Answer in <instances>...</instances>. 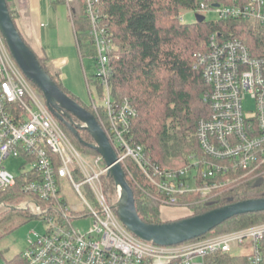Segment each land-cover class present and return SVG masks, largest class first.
<instances>
[{
  "label": "built area",
  "instance_id": "built-area-1",
  "mask_svg": "<svg viewBox=\"0 0 264 264\" xmlns=\"http://www.w3.org/2000/svg\"><path fill=\"white\" fill-rule=\"evenodd\" d=\"M77 1L83 2L89 25L95 80L105 92L102 108L91 99L94 117L125 175L130 160L156 191L161 210L187 208L190 203L185 198L190 195L197 198L195 204L208 205L229 188L231 176L243 178L264 168V57H254L244 41L211 36L208 48L196 53L193 63L201 74L202 99L208 107V116L196 127L201 153L190 155L184 167H161L133 140L135 108L127 98L117 99L111 93L109 52L113 43L101 0H63L70 17ZM232 1L233 5L218 7L201 3L191 12L204 16L211 10L220 20L253 21L264 28V0ZM247 99L254 105L249 113L243 106ZM94 153L84 156L74 146L42 94L17 66L0 33V193L21 179V193L29 197L16 205L0 203V209L26 212L47 227L42 235L34 233V239L28 240L22 253L27 264H205L217 254L264 264V222L175 246L140 240L119 220L114 209L117 193L115 187L110 191L108 168ZM9 158L21 159L29 170L20 176L11 174L4 167ZM65 187L78 196L82 210L69 206ZM87 218L91 220L87 231L73 226L74 221Z\"/></svg>",
  "mask_w": 264,
  "mask_h": 264
},
{
  "label": "trees",
  "instance_id": "trees-1",
  "mask_svg": "<svg viewBox=\"0 0 264 264\" xmlns=\"http://www.w3.org/2000/svg\"><path fill=\"white\" fill-rule=\"evenodd\" d=\"M6 1L16 25L11 1ZM60 1L63 3V0ZM51 3L57 2L51 0ZM201 3L233 5L232 0H101V12L113 43L109 52L111 93L117 99L127 98L135 108L137 115L131 123L133 140L143 146L149 157L161 167H184L190 155L201 153L196 127L200 119L208 116V107L202 99L205 87L201 74L193 68V63L195 54L208 48L211 36L220 41H244L254 57H264V28L253 21L218 19L213 22L183 23L182 12L194 10ZM83 14V2H75L71 19L78 50L81 57H92L94 49L89 25ZM37 59L56 85L78 102L63 88L59 72L53 70L46 59ZM95 84L101 90L96 80ZM31 85L40 92L34 84ZM85 108L95 116L92 107ZM61 127L70 140L83 147L63 125ZM79 135L83 141L92 142L87 132ZM127 171L126 181L134 193L136 210L141 220L147 224L163 223L161 205L154 188L130 160H127ZM231 177L229 188L213 202L203 206L189 205L187 209L191 214L188 217L232 203L264 198V176L258 182L244 180L240 174ZM21 183L22 180L17 179L16 186L9 193H0V201L11 205L20 203L27 197L21 193ZM109 186L113 192L111 178ZM194 198L190 195L185 201ZM12 213L10 209L0 213V226L10 219ZM263 222L264 212L240 215L203 237ZM4 264L27 263L19 254L4 261ZM205 264L248 262L246 257L217 254L208 257Z\"/></svg>",
  "mask_w": 264,
  "mask_h": 264
},
{
  "label": "water",
  "instance_id": "water-1",
  "mask_svg": "<svg viewBox=\"0 0 264 264\" xmlns=\"http://www.w3.org/2000/svg\"><path fill=\"white\" fill-rule=\"evenodd\" d=\"M218 7V4L214 5ZM196 22L205 17L195 15ZM0 33L17 66L42 94L49 112L85 148L99 154L113 181L117 202L116 214L124 227L140 240L158 246H175L207 235L226 221L240 215L264 212V198L249 199L215 208L203 214L161 224L141 220L135 206L134 193L105 132L84 106L63 92L40 65L36 55L23 40L14 23L7 1L0 0ZM79 131L87 132L92 143L83 141Z\"/></svg>",
  "mask_w": 264,
  "mask_h": 264
},
{
  "label": "rangeland",
  "instance_id": "rangeland-1",
  "mask_svg": "<svg viewBox=\"0 0 264 264\" xmlns=\"http://www.w3.org/2000/svg\"><path fill=\"white\" fill-rule=\"evenodd\" d=\"M50 1L51 0H44L45 7L48 6L51 10V13L57 18L60 34L64 35L63 38L61 37L62 40L59 43L60 45L62 44L65 46V48L64 50H59L57 54H63L64 56H68L70 58L69 66L60 72L63 88L70 95L75 97L78 102L82 104V106L87 108L92 107L91 99L93 98V102L97 108H102L103 99L101 96L104 95L105 92L104 90H99L95 84V61L88 55H83L81 58L79 57L74 33L71 23L68 19V9L66 5L60 3L53 6L51 5ZM182 17L183 23H193L196 21L194 14L189 10L183 11ZM204 17L208 22L218 20V16L211 10L207 11L204 14ZM67 25L69 26L68 31ZM243 106L246 113L252 112L254 110L253 103L248 99L244 102ZM79 133L84 134L86 132L79 131ZM71 141L78 151L84 156H87V154L91 157L95 155L92 150H89L85 147H80L76 145L73 140ZM4 167L15 176H20L22 171L26 172L29 170V166H23V161L21 159L15 158H9L6 160L4 162ZM263 176L264 168H262L261 171L256 174H251L243 178L244 180L258 182L263 178ZM64 191L67 195L69 206H76L78 210H82L83 207L81 206L80 199L73 193V190H71L69 187H65ZM83 192H85L84 188ZM28 198L29 197H25L23 200H27ZM87 198L92 202L90 197L87 196ZM187 202L190 203V205H194L197 202V198L190 199ZM0 203L11 205L5 203L4 201H0ZM5 210L6 208H1L0 213L4 212ZM13 212L14 213L11 214L10 219L0 226V264H4V261H8L17 255L24 253L28 247V240L34 239V233L37 235H42L47 228L45 223H43L38 218H30L29 214L26 212L20 211L19 213L17 210H13ZM161 214V221L166 223L186 218L191 213H188V209L186 207H163ZM90 224L91 220L89 218L73 222V226L79 228L82 231H87L90 227Z\"/></svg>",
  "mask_w": 264,
  "mask_h": 264
},
{
  "label": "crops",
  "instance_id": "crops-1",
  "mask_svg": "<svg viewBox=\"0 0 264 264\" xmlns=\"http://www.w3.org/2000/svg\"><path fill=\"white\" fill-rule=\"evenodd\" d=\"M11 10L16 17V26L24 41L28 44L36 57L46 59L48 65L59 74L70 64V58L63 54H57L65 48L60 45L64 35L60 34L57 18L51 13L44 0H10ZM51 3V1H50ZM62 3L61 1L51 5ZM56 8V7H53ZM55 10V9H54ZM68 19L74 33L72 19L68 12ZM69 26L67 25V31ZM63 34V33H62ZM62 37V38H61ZM76 42V37L74 33ZM78 49V45L76 42ZM55 47V48H54ZM79 57L81 54L78 50ZM185 215V214H183ZM162 216V214H161ZM180 218V217H179Z\"/></svg>",
  "mask_w": 264,
  "mask_h": 264
}]
</instances>
